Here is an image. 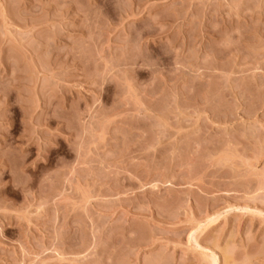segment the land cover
Masks as SVG:
<instances>
[{
	"label": "rangeland",
	"instance_id": "374dc122",
	"mask_svg": "<svg viewBox=\"0 0 264 264\" xmlns=\"http://www.w3.org/2000/svg\"><path fill=\"white\" fill-rule=\"evenodd\" d=\"M0 264H264V0H0Z\"/></svg>",
	"mask_w": 264,
	"mask_h": 264
},
{
	"label": "bare ground",
	"instance_id": "6f19581e",
	"mask_svg": "<svg viewBox=\"0 0 264 264\" xmlns=\"http://www.w3.org/2000/svg\"><path fill=\"white\" fill-rule=\"evenodd\" d=\"M213 262L216 263V259Z\"/></svg>",
	"mask_w": 264,
	"mask_h": 264
}]
</instances>
